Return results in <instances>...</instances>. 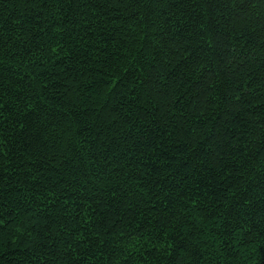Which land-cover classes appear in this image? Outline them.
Segmentation results:
<instances>
[{"label": "trees", "instance_id": "16d2710c", "mask_svg": "<svg viewBox=\"0 0 264 264\" xmlns=\"http://www.w3.org/2000/svg\"><path fill=\"white\" fill-rule=\"evenodd\" d=\"M0 264H264V0H0Z\"/></svg>", "mask_w": 264, "mask_h": 264}]
</instances>
